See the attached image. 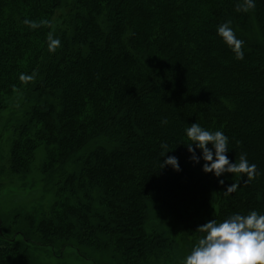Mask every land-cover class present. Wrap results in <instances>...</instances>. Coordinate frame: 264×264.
<instances>
[{"label":"trees","instance_id":"16d2710c","mask_svg":"<svg viewBox=\"0 0 264 264\" xmlns=\"http://www.w3.org/2000/svg\"><path fill=\"white\" fill-rule=\"evenodd\" d=\"M225 22L243 59L217 35ZM15 96L5 167L23 175L42 149L55 200L12 234L0 228V264H32L29 247L183 264L207 220L264 214V0H0V101ZM194 122L223 131L230 161L245 153L254 178L193 162ZM168 155L180 171L160 167ZM155 207L169 220L155 224Z\"/></svg>","mask_w":264,"mask_h":264},{"label":"clouds","instance_id":"9594fccd","mask_svg":"<svg viewBox=\"0 0 264 264\" xmlns=\"http://www.w3.org/2000/svg\"><path fill=\"white\" fill-rule=\"evenodd\" d=\"M247 4L253 7L254 0H247ZM25 23L32 27L37 26L31 21L26 20ZM217 35L233 49L238 59H243V41L236 36L228 22L218 26ZM49 39L50 47L55 50L60 44L59 39ZM185 132L191 141L186 144L188 152L191 153L190 159L195 163H200L202 159V170L205 173H212L217 178L225 173H243L249 179L257 174V166L248 161L245 153L240 155L239 163L230 161L227 155L229 138L223 131H211L194 122ZM162 147L165 151L161 156H165L169 150L166 144ZM197 149L201 150L199 154ZM165 166H171L176 171L181 170L179 158L175 155H168L160 162L161 168ZM218 182L224 184V179H219ZM236 187L237 185L232 183L227 187V191H235ZM198 228L205 235L185 256L183 264H264V214L257 210H251L246 215L235 213L220 222L209 219Z\"/></svg>","mask_w":264,"mask_h":264},{"label":"rangeland","instance_id":"374dc122","mask_svg":"<svg viewBox=\"0 0 264 264\" xmlns=\"http://www.w3.org/2000/svg\"><path fill=\"white\" fill-rule=\"evenodd\" d=\"M70 2L71 0H63V4ZM62 12V9L58 10L55 17ZM58 19L54 21L57 22ZM20 106L19 96L0 101V228L8 230L9 235L16 230L15 224L21 221V217L35 209H49L55 200L52 192L44 190L42 149L36 152L30 169L23 175L8 172L5 167L11 146V128L15 121L22 118ZM161 217L160 208L155 207L152 211V221L164 223L163 221L169 220V217ZM29 249L32 264H117L109 260V258L113 259L111 253L105 254L95 248L85 247L82 250L90 259L81 257L75 247H64L61 251L57 247L54 249L29 247Z\"/></svg>","mask_w":264,"mask_h":264}]
</instances>
